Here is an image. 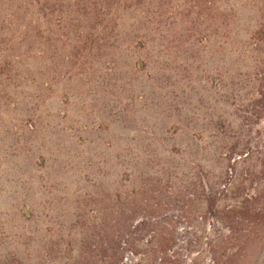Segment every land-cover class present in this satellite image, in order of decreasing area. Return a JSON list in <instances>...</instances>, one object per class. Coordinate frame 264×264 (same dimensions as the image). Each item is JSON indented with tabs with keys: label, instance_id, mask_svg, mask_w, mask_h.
<instances>
[{
	"label": "rangeland",
	"instance_id": "obj_1",
	"mask_svg": "<svg viewBox=\"0 0 264 264\" xmlns=\"http://www.w3.org/2000/svg\"><path fill=\"white\" fill-rule=\"evenodd\" d=\"M212 190H264V0H0V264H211Z\"/></svg>",
	"mask_w": 264,
	"mask_h": 264
},
{
	"label": "trees",
	"instance_id": "obj_2",
	"mask_svg": "<svg viewBox=\"0 0 264 264\" xmlns=\"http://www.w3.org/2000/svg\"><path fill=\"white\" fill-rule=\"evenodd\" d=\"M205 196L208 207L212 210L211 219L227 232V234L219 233L213 240L208 251L210 262L232 264L234 260L242 258L243 253L264 228V190L255 196H248L251 200L249 203L220 207L217 205L218 198L214 190L206 193ZM243 216L246 218L244 219ZM167 241L170 239L165 238L159 244L164 245ZM131 244L133 247L136 246L134 242ZM114 245L112 248L106 246L95 250L87 248L73 256L66 264H181L176 255H170L162 250L151 254L130 250L134 260L127 261L119 245ZM148 260L151 263H148Z\"/></svg>",
	"mask_w": 264,
	"mask_h": 264
}]
</instances>
